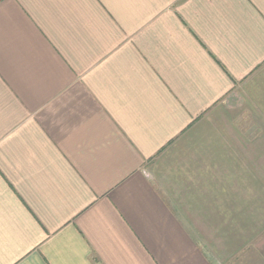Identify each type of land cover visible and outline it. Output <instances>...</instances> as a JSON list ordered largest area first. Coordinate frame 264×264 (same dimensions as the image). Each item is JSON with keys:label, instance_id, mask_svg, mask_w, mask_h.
<instances>
[{"label": "crops", "instance_id": "crops-1", "mask_svg": "<svg viewBox=\"0 0 264 264\" xmlns=\"http://www.w3.org/2000/svg\"><path fill=\"white\" fill-rule=\"evenodd\" d=\"M263 234L264 0H0V264H264Z\"/></svg>", "mask_w": 264, "mask_h": 264}, {"label": "rangeland", "instance_id": "rangeland-1", "mask_svg": "<svg viewBox=\"0 0 264 264\" xmlns=\"http://www.w3.org/2000/svg\"><path fill=\"white\" fill-rule=\"evenodd\" d=\"M260 239H264V234L260 236ZM246 255H247V254H246ZM247 257H249V258H248V261L250 262V261H251V258H250V256H249V255H247Z\"/></svg>", "mask_w": 264, "mask_h": 264}]
</instances>
